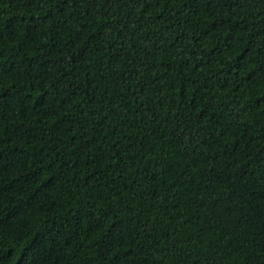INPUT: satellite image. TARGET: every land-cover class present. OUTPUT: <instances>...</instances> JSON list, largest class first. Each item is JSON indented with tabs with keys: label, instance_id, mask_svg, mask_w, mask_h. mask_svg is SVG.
Wrapping results in <instances>:
<instances>
[{
	"label": "trees",
	"instance_id": "1",
	"mask_svg": "<svg viewBox=\"0 0 264 264\" xmlns=\"http://www.w3.org/2000/svg\"><path fill=\"white\" fill-rule=\"evenodd\" d=\"M0 264H264V0H0Z\"/></svg>",
	"mask_w": 264,
	"mask_h": 264
}]
</instances>
